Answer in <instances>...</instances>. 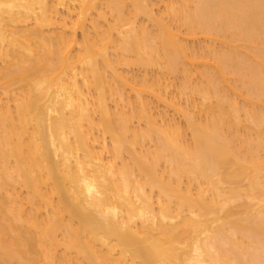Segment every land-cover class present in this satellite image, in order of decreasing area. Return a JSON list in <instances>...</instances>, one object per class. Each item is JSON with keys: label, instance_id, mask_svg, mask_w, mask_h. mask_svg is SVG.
I'll return each instance as SVG.
<instances>
[{"label": "bare ground", "instance_id": "1", "mask_svg": "<svg viewBox=\"0 0 264 264\" xmlns=\"http://www.w3.org/2000/svg\"><path fill=\"white\" fill-rule=\"evenodd\" d=\"M0 264H264V0H0Z\"/></svg>", "mask_w": 264, "mask_h": 264}]
</instances>
